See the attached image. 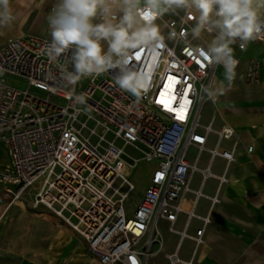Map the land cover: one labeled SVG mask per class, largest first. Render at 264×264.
I'll return each mask as SVG.
<instances>
[{
  "label": "built area",
  "instance_id": "obj_1",
  "mask_svg": "<svg viewBox=\"0 0 264 264\" xmlns=\"http://www.w3.org/2000/svg\"><path fill=\"white\" fill-rule=\"evenodd\" d=\"M163 20L181 36L195 22L182 13ZM50 40L25 35L0 48V142L10 158L9 167L0 169V201L30 197L34 208L52 212L84 241L96 264H196L207 227L189 231L179 225L184 192L201 155L235 161V148L224 146L234 130L215 128L214 116L202 121L209 101L204 88L223 66L207 62L195 47L166 40L133 62L149 74L147 94L137 99L122 91L109 71L82 79L75 92L85 95L86 106L73 105L59 70L70 53L50 61L42 53ZM260 42L243 50L239 42L233 46L243 53ZM260 63L246 62V83L259 82ZM3 76L24 80L27 88L9 86ZM87 127L96 142L82 134ZM117 141L156 163L132 214L125 203L134 185L123 178L134 156Z\"/></svg>",
  "mask_w": 264,
  "mask_h": 264
},
{
  "label": "clouds",
  "instance_id": "obj_2",
  "mask_svg": "<svg viewBox=\"0 0 264 264\" xmlns=\"http://www.w3.org/2000/svg\"><path fill=\"white\" fill-rule=\"evenodd\" d=\"M181 13L195 21L183 36L163 20ZM17 22L12 0H0V35ZM47 23L51 40L42 53L52 62L70 53L59 70L65 86L71 87L73 105L86 106L85 95L75 92L82 79L109 71L116 73L115 83L122 91L137 99L147 94L149 74L133 62L142 51L156 50L166 40L195 47L207 62L223 66L224 80L204 88L215 102L236 78L239 62L232 45L239 42L243 50L250 42L264 40V0H57ZM206 35L211 36L206 44L193 43Z\"/></svg>",
  "mask_w": 264,
  "mask_h": 264
},
{
  "label": "crops",
  "instance_id": "obj_3",
  "mask_svg": "<svg viewBox=\"0 0 264 264\" xmlns=\"http://www.w3.org/2000/svg\"><path fill=\"white\" fill-rule=\"evenodd\" d=\"M56 2L27 0L25 6L26 0H12L18 22L13 30H3L0 48L25 35L51 38L47 16ZM251 58L261 60L259 82L255 85L243 79L244 67ZM238 60L240 65L231 89L211 101L210 106L214 127L227 125L235 132L224 145L227 149L235 148V161L228 165L203 154L198 167L209 168L212 176L203 182L197 173L190 182V189H201L205 196L198 200L195 214L211 219L196 264H264V42L249 44ZM213 198L217 202L213 203ZM184 223L185 216L180 215L179 225L184 227ZM201 227L202 222L193 219L188 229Z\"/></svg>",
  "mask_w": 264,
  "mask_h": 264
},
{
  "label": "rangeland",
  "instance_id": "obj_4",
  "mask_svg": "<svg viewBox=\"0 0 264 264\" xmlns=\"http://www.w3.org/2000/svg\"><path fill=\"white\" fill-rule=\"evenodd\" d=\"M232 47L234 56L238 58L241 52ZM3 78L9 86L20 90L27 88L24 80L12 76ZM218 80L223 81L220 68L216 70L213 81ZM210 106L211 100L205 103L202 111L204 123L214 115ZM91 130L92 127H87L82 134L91 142H96L97 138ZM116 144L134 156V161L130 162L133 168L127 169L134 191L125 203L127 214H132L149 184L156 163L142 161L138 149L121 141ZM9 164L8 149L0 142V169H7ZM196 175L197 172L193 178ZM0 264H95V259L88 253L84 241L60 218L43 207L34 208L30 197L25 196L24 200L13 203L6 199L0 201Z\"/></svg>",
  "mask_w": 264,
  "mask_h": 264
},
{
  "label": "bare ground",
  "instance_id": "obj_5",
  "mask_svg": "<svg viewBox=\"0 0 264 264\" xmlns=\"http://www.w3.org/2000/svg\"><path fill=\"white\" fill-rule=\"evenodd\" d=\"M211 158H215V157H211ZM128 168H133V167L132 165H128L127 169ZM196 169H199V168H196ZM197 173L201 174L203 182L207 178L212 176L209 168L199 169ZM123 180L131 184V182L129 181V178L127 177V171H126V175L123 178ZM220 180L225 181L223 178H220ZM188 194H191V197H188L187 196ZM202 197H205V196L203 195L201 189L192 190L190 189V184H189V186L186 188L184 192L182 202H181V214L180 215L185 216L184 227L188 228L193 219H198L199 221H201L202 227H206L208 224L211 223V219L209 217H199L195 214V208H196L197 202ZM211 201L213 203L217 202L216 198L211 199Z\"/></svg>",
  "mask_w": 264,
  "mask_h": 264
},
{
  "label": "snow or ice",
  "instance_id": "obj_6",
  "mask_svg": "<svg viewBox=\"0 0 264 264\" xmlns=\"http://www.w3.org/2000/svg\"><path fill=\"white\" fill-rule=\"evenodd\" d=\"M201 55H202V53H201ZM141 59V56H139L138 58H137V60H140ZM205 59H206V57H205ZM169 79H172V77H169ZM182 118V117H181Z\"/></svg>",
  "mask_w": 264,
  "mask_h": 264
}]
</instances>
